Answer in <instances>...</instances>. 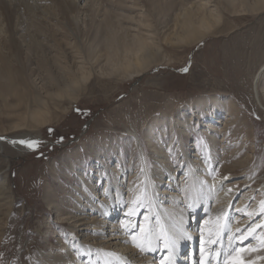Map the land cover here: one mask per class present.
<instances>
[{"label":"rangeland","instance_id":"rangeland-1","mask_svg":"<svg viewBox=\"0 0 264 264\" xmlns=\"http://www.w3.org/2000/svg\"><path fill=\"white\" fill-rule=\"evenodd\" d=\"M0 1L8 10L0 11L1 136L31 133L11 128L15 116H8L9 107L3 106L4 85L12 84L29 97L32 93L45 97L55 111L48 91L66 89L78 67L95 70L93 78L83 81L77 89V101L60 102L57 118L36 131L42 137L38 148L18 153L11 145H5L4 155L0 156V167L5 171L0 174V187L5 188L0 190V264H48L57 256L62 263L69 261L70 256L78 263H91L80 245L91 247L96 237L84 243L81 235L73 234L69 228V218L82 209L78 201L86 202L83 197L90 193L89 189L98 190L95 196L99 199L104 191L107 177L97 167L92 154L95 147L106 153L107 161L113 164L118 163V149L119 161L128 167L124 176L127 187L122 189L121 198H130L141 190L143 162L134 138L127 134L129 128L139 131L156 179L170 181L163 174L165 168H161L165 164L155 161L158 156L151 141L162 148L161 158L168 173H184L185 147L189 153H197L200 158H193H199L216 176L229 174L226 184L238 187L240 192L235 207L241 196L255 193L253 187L260 183L256 177L264 173V109L253 92L254 77L264 61V11L235 17L225 11L224 25L217 34L192 46L164 45L171 61L119 81L96 72L104 66L102 54L106 38H110V26L126 28L127 32L119 31L118 37L133 35L138 31L135 20L148 14L151 23L158 26L163 42L181 3L194 0ZM169 2L180 5L169 8ZM211 3L213 8L216 1ZM69 4H74L75 12ZM163 17L167 23L159 24L156 18ZM185 68L188 70L182 71ZM259 88L264 95V72ZM179 117L182 122L173 127ZM152 124L151 127L157 124V135L148 136ZM126 136L123 141L121 138ZM161 142L162 146L158 144ZM90 177L97 181L89 180ZM158 183L160 189L177 192L178 185ZM128 184L133 186V192L128 191ZM170 185L175 188H168ZM114 213L116 225L122 227L126 218ZM194 217L189 214V219ZM140 224L141 220L137 232ZM190 248L188 243L187 250ZM116 249L105 247L107 252ZM45 258L51 259L46 262Z\"/></svg>","mask_w":264,"mask_h":264},{"label":"bare ground","instance_id":"bare-ground-1","mask_svg":"<svg viewBox=\"0 0 264 264\" xmlns=\"http://www.w3.org/2000/svg\"><path fill=\"white\" fill-rule=\"evenodd\" d=\"M4 1L8 3L9 0ZM211 1H216L213 8H211L212 5L210 6ZM87 2L88 0L85 3ZM73 3L75 2L73 1ZM73 5L69 4L71 11L75 12ZM178 5L180 4L169 2V8L176 7L177 9ZM1 10L4 12L7 10L2 1H0ZM179 10L172 26L168 27L171 31L163 38V42L159 38L158 26L151 23L148 14L135 20L138 31L133 35L125 33L131 35L130 37L124 34L123 37H118L119 31H126L125 27L120 26L117 29L116 26H110L112 27L111 32L108 30L110 38H106V50L104 54L101 53L102 60H105L104 66L99 67L96 72L115 77L119 81L140 76L153 65H160L165 60L171 61L164 45L172 48L196 45L207 36L219 32L224 25L225 11L234 17L245 14L256 15L264 11V0H203L198 2L194 0L181 3ZM156 19L159 24L167 23L165 17ZM125 37L129 38L126 40ZM96 60L98 61L99 58ZM77 70H75L74 77L72 76L73 82L67 85L66 89L48 91L55 111L52 110L50 102L45 97L35 93L29 97L21 90L15 89L12 84L4 85L3 106L7 109L9 107L6 110L8 116H15L11 128L16 132L27 129L31 133H18L13 136L0 135V156L4 155L6 144L11 145L18 153L31 151L40 146L42 137L36 131L50 125L57 118L60 102L67 100L70 101V104L76 102L77 89L94 73V69L87 68V66L78 67ZM263 72L264 61L259 66L253 80L254 97L264 109V95L259 88ZM225 103L228 102L225 101ZM65 109L67 110V108ZM188 113L193 112L189 111ZM177 121L173 122V127L179 126L182 122H179L180 117ZM156 125L155 127H151L153 124L149 126L148 136L150 134L155 136V131L158 128ZM127 134L134 138L135 149L140 153L139 157L143 162L144 181L141 190L132 194L130 198H121L122 189L127 187L124 182L127 179L124 176L128 174V167L119 161L121 156L118 149L115 153L119 158L118 163L113 164L111 161H107L106 153L95 147L92 149V154L98 162L97 167L107 177L104 181V191L101 192L102 195L99 199L95 196L99 194L98 190L89 189L90 193L83 197L86 202H83L82 199L78 201L80 202L78 206L82 209H79L78 213H73L69 218L71 223L69 228L73 234L81 235L84 243L88 244L93 237H96V241L93 243L97 245L96 247L92 246L93 244L91 247L80 245L85 254L89 255L90 264H236L237 261H243V264H264V173L256 177L259 184L254 186V180L249 184L251 187L254 186L255 193L247 192L241 196L235 207L234 202L240 192H238V187L226 184L230 179L229 174L223 177L216 176L209 170V166L208 168L207 165L199 161L200 157L197 153H189L184 149L185 147L183 148L184 166H186L184 173L180 175L168 173L169 168L167 169L165 160L161 158L163 157L162 148H158L157 144L151 141V146L155 147L158 156L155 161H158L159 165L165 164L161 168H165L163 174H166L170 181L156 179V171H151L148 165L146 149L139 131L136 128H129ZM127 138L126 136L121 139L124 141ZM160 139L158 137V141ZM21 141L32 142L33 146L29 147L28 143H20ZM158 144L162 146V142ZM196 156L199 158L194 159L193 157ZM115 166L118 168L116 169ZM4 172V167H0V174ZM121 177L124 179L121 180ZM83 179L85 180V178ZM91 181L96 182L97 178L94 177ZM91 181L87 182L88 185L91 184ZM158 181H160V186L178 185L177 192H171L167 188L160 189ZM1 183L0 180V185ZM173 186L167 187L174 189ZM186 186L190 188H186ZM2 189L5 188L0 187V190ZM161 190L164 192H160ZM128 191L133 192L132 185L128 186ZM165 193L166 195H164ZM166 197L167 202L164 201ZM177 200H179L178 204H176ZM114 212L122 213L126 218L122 222V227L119 224L116 225ZM190 213L195 216L194 219H189ZM103 214L105 217H101ZM195 219L196 226L193 222ZM140 220V229L145 228L148 232L144 251L138 250L132 243V237L140 235V229L138 232L136 231ZM118 226V229L114 228ZM107 227H112V229L105 230ZM165 238H167L168 247H165ZM127 241L131 243H127ZM188 243L194 244L189 251L187 250ZM107 245L117 249L107 252L105 250ZM48 259L51 258H45V261L47 262ZM62 262L57 256L55 260H49L48 264H83L76 262L75 257L71 256L69 261Z\"/></svg>","mask_w":264,"mask_h":264},{"label":"snow or ice","instance_id":"snow-or-ice-1","mask_svg":"<svg viewBox=\"0 0 264 264\" xmlns=\"http://www.w3.org/2000/svg\"><path fill=\"white\" fill-rule=\"evenodd\" d=\"M188 69H182V71H187ZM20 143H28L29 147H32L33 144L32 142H25V141H21ZM148 240V232L145 228H141L140 229V235L139 236H133L132 237V243L133 245L140 251H144L145 250V244ZM165 247H168V241L167 238H165ZM203 251V250H202ZM236 264H243V261H237Z\"/></svg>","mask_w":264,"mask_h":264}]
</instances>
